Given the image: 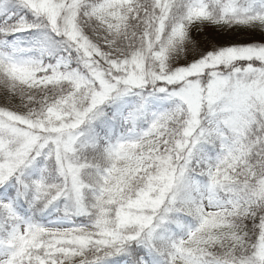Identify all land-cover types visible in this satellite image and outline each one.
Segmentation results:
<instances>
[{
	"label": "snow or ice",
	"instance_id": "6c2138e0",
	"mask_svg": "<svg viewBox=\"0 0 264 264\" xmlns=\"http://www.w3.org/2000/svg\"><path fill=\"white\" fill-rule=\"evenodd\" d=\"M0 264H264V0H0Z\"/></svg>",
	"mask_w": 264,
	"mask_h": 264
}]
</instances>
